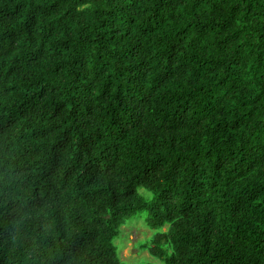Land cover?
I'll return each instance as SVG.
<instances>
[{
  "label": "trees",
  "instance_id": "16d2710c",
  "mask_svg": "<svg viewBox=\"0 0 264 264\" xmlns=\"http://www.w3.org/2000/svg\"><path fill=\"white\" fill-rule=\"evenodd\" d=\"M264 264V0H0V264Z\"/></svg>",
  "mask_w": 264,
  "mask_h": 264
},
{
  "label": "rangeland",
  "instance_id": "374dc122",
  "mask_svg": "<svg viewBox=\"0 0 264 264\" xmlns=\"http://www.w3.org/2000/svg\"><path fill=\"white\" fill-rule=\"evenodd\" d=\"M156 232L144 220L129 221L115 241L121 260L126 264H159L160 260L150 251L151 240Z\"/></svg>",
  "mask_w": 264,
  "mask_h": 264
}]
</instances>
